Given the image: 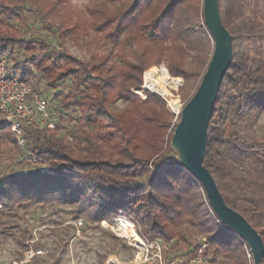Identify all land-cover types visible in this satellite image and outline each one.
Segmentation results:
<instances>
[{
    "label": "trees",
    "instance_id": "16d2710c",
    "mask_svg": "<svg viewBox=\"0 0 264 264\" xmlns=\"http://www.w3.org/2000/svg\"><path fill=\"white\" fill-rule=\"evenodd\" d=\"M218 6L232 61L212 108L203 165L225 204L264 244V137L250 134L264 114V0H218ZM27 16L56 38L61 51L38 38L16 40ZM77 36H89L90 44L102 38L114 48L117 68L110 51L83 60L69 56L65 46ZM16 47L33 52L29 62L39 73L71 81L72 92L57 98L78 117L63 127L68 114L59 108L56 129L26 130L23 147L0 124L4 230L14 226L3 220L9 223L20 209L62 205L72 208L74 220L85 216L97 226L125 216L142 238L170 245L174 255L187 247L182 258L197 255L201 245L194 240L202 237L210 263L251 264L247 244L219 221L200 183L178 165L169 144L175 126L164 142L175 116L155 95L140 100L132 92L143 71L163 64L182 79L178 94L189 101L213 52L202 0H89L82 13L71 0H0V58ZM20 73L29 84V72ZM184 90L193 94L183 99ZM23 160L28 169L18 167Z\"/></svg>",
    "mask_w": 264,
    "mask_h": 264
},
{
    "label": "rangeland",
    "instance_id": "374dc122",
    "mask_svg": "<svg viewBox=\"0 0 264 264\" xmlns=\"http://www.w3.org/2000/svg\"><path fill=\"white\" fill-rule=\"evenodd\" d=\"M88 2L89 0H71L75 13L84 12ZM19 30L20 34L16 37V40H19V42H26L31 37L34 39L38 38L44 40L56 50L61 51V49L57 47L56 38L43 30V28L34 22L33 19H30V17L27 19V24L20 27ZM89 39V36H77L75 41L66 44L65 50L69 56L77 58L78 60L87 59L94 52L102 54L110 51L113 55L111 65L117 68L119 63L113 54L114 48L108 45L102 38H98L99 41L97 44H90L88 41ZM34 48L35 51H37H34V53L40 56L42 54L40 47L34 45ZM32 54L33 52H27L23 48L16 47L10 51L9 55L5 54L2 59L5 60L9 73L17 78H22L23 76L20 71L24 72L27 70L29 72V85L43 97L51 99L56 107L55 110H58L57 113L59 112V108H61L63 112L68 114V123H63V127L70 128L71 121H69V119L78 117L77 112L71 108H66L67 110L64 109V111L63 103L66 101L63 97L57 98V96L60 94L66 96L72 92L71 81L68 79L61 83L39 73L37 69L31 65V62H29ZM41 65L46 66V63L42 62ZM66 68H73V65L69 64ZM167 74L172 78L169 72H167ZM162 75L163 74H160V77ZM140 85L137 88H139ZM137 88H133L132 92ZM163 89L165 92V96L163 97L171 99V93L165 85ZM185 93L187 96L193 94L191 90H184L180 92L183 99L187 98L184 97ZM155 96L158 97L157 95ZM161 101L165 105L162 99ZM115 107L121 109L122 102L118 101L115 103ZM178 120L179 116L168 119L169 128L164 139L165 143L168 140L167 136L170 134V129L177 124ZM0 124L4 125L1 116ZM250 134H253L255 137H264V114ZM26 162V160L21 161L18 163V167L28 169L30 165ZM71 212L72 208L62 205H56L54 207L49 205H31L26 209L18 210L16 216L11 218L9 223L4 219L3 222L5 225L14 227L4 230L3 225L0 224V264H8L12 261L19 260L24 251L29 248L27 247L28 244L32 245L30 243L31 241H33V249H41L45 253V259H37L34 264H63L69 259H73L76 264H156L152 258H140L139 256L137 258V250L121 237L120 234H123V226H121V223L118 221H122L123 218H126L125 216L119 215V218H115L111 222H106V226L101 223L99 226L93 225L86 221L85 216H82L80 220H82L84 226L80 230V237L74 238L75 230L72 226L74 219ZM124 232L126 233V230H124ZM204 243L205 239L198 237L194 240L193 245H204ZM161 246L165 247L164 256L167 258L176 257V259L182 260L189 259L186 257L182 258L183 256L180 257V255L184 254L183 250H186L187 247L183 246L180 251H176L179 253L174 255V251L169 248L170 245L166 246L162 243ZM206 258L204 257L206 264H223L220 258L214 263H210L209 258H211V256L208 255ZM247 259L249 261L250 257L247 256Z\"/></svg>",
    "mask_w": 264,
    "mask_h": 264
},
{
    "label": "water",
    "instance_id": "95a60500",
    "mask_svg": "<svg viewBox=\"0 0 264 264\" xmlns=\"http://www.w3.org/2000/svg\"><path fill=\"white\" fill-rule=\"evenodd\" d=\"M202 15L212 38L213 52L197 90L179 113V120L170 139V148L178 165L200 183L219 221L247 244L252 264H261L264 244L260 235L239 213L225 204L214 179L203 165L212 108L219 85L232 61V40L222 24L218 0H202Z\"/></svg>",
    "mask_w": 264,
    "mask_h": 264
},
{
    "label": "built area",
    "instance_id": "2783aa9c",
    "mask_svg": "<svg viewBox=\"0 0 264 264\" xmlns=\"http://www.w3.org/2000/svg\"><path fill=\"white\" fill-rule=\"evenodd\" d=\"M167 68L161 64L159 66L151 67L143 72L142 83L139 88L133 90V93L138 96L140 100H145L147 94H153L160 97L166 108L175 116H179L184 103L178 94L183 81L177 77L168 76ZM167 77L169 83L165 86L171 93V98H176L178 101V108L174 109L170 106L166 97L157 94L152 90V79L160 77ZM173 80H177L178 83H174ZM175 92V94H174ZM51 99L43 97L40 93L36 92L29 84L21 81L16 76L9 73L5 60L0 58V116L3 123L9 128L11 134L15 137L17 145L23 147L25 144V132L32 128H45L46 130H55L57 127V117L58 113L55 110V105ZM119 218V217H118ZM119 220V219H118ZM122 227L123 234H120L123 239L127 241L128 244L132 245L137 250L138 256L141 258L153 259L156 264H206L204 257L202 255V250L205 248L202 244L199 248L197 255L191 259H176V258H166L164 256V246L162 243L154 240L148 241L142 238L139 234V230L136 228L135 224L130 220L123 218L119 220ZM102 225L106 226V222H101ZM73 229L75 230L74 238L80 237V230L83 228L84 224L82 220L76 219L72 223ZM130 229L134 235V239H129L124 230ZM33 245V241L30 242ZM32 245H29L22 257L19 260L12 261L8 264H34L37 259H45V253L41 249H33ZM136 258V260H137ZM63 264H76L73 259H69Z\"/></svg>",
    "mask_w": 264,
    "mask_h": 264
},
{
    "label": "bare ground",
    "instance_id": "6f19581e",
    "mask_svg": "<svg viewBox=\"0 0 264 264\" xmlns=\"http://www.w3.org/2000/svg\"><path fill=\"white\" fill-rule=\"evenodd\" d=\"M169 80L166 76L161 78V77H156V78H153L151 81H152V90L155 91L157 94H160L161 96H165V92H164V89H163V86L166 85L167 83H169ZM174 83H178L177 80H173ZM169 104L170 106H172L174 109H177L178 108V101L176 98H171L169 100ZM126 224H123V227H125ZM125 233V232H124ZM125 235L133 240L134 239V235L132 234L131 230L128 229L126 230V233Z\"/></svg>",
    "mask_w": 264,
    "mask_h": 264
}]
</instances>
